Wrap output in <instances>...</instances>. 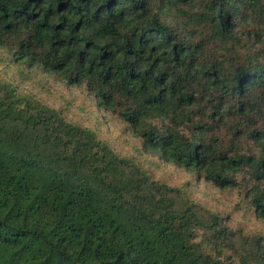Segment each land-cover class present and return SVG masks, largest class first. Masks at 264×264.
I'll use <instances>...</instances> for the list:
<instances>
[{
  "label": "trees",
  "instance_id": "16d2710c",
  "mask_svg": "<svg viewBox=\"0 0 264 264\" xmlns=\"http://www.w3.org/2000/svg\"><path fill=\"white\" fill-rule=\"evenodd\" d=\"M0 49L135 139L123 154L0 75V264H264V227L155 173L264 220V0H0Z\"/></svg>",
  "mask_w": 264,
  "mask_h": 264
},
{
  "label": "rangeland",
  "instance_id": "374dc122",
  "mask_svg": "<svg viewBox=\"0 0 264 264\" xmlns=\"http://www.w3.org/2000/svg\"><path fill=\"white\" fill-rule=\"evenodd\" d=\"M7 54L0 49V61ZM0 75L11 80L20 90L35 97L36 100L59 111L68 120L92 125L99 128L111 143L123 154L133 152L132 134L126 126L106 114L96 104V100L82 87L68 86L58 76L45 73L37 67L27 68L24 65L11 64L8 67L0 64ZM161 168L155 173L157 177L172 185H181L184 180L192 182L190 191L198 202L207 207H215L225 215H230L228 225L232 228L242 226L245 233L255 232L254 229L263 228L264 220H242L241 212L235 210L238 195L236 192H223L210 187L208 184L192 176L183 168L161 163ZM234 210V211H233ZM232 212V213H231Z\"/></svg>",
  "mask_w": 264,
  "mask_h": 264
}]
</instances>
